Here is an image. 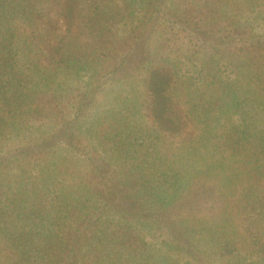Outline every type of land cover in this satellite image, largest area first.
I'll return each mask as SVG.
<instances>
[{
	"label": "trees",
	"instance_id": "16d2710c",
	"mask_svg": "<svg viewBox=\"0 0 264 264\" xmlns=\"http://www.w3.org/2000/svg\"><path fill=\"white\" fill-rule=\"evenodd\" d=\"M0 264H264V0H0Z\"/></svg>",
	"mask_w": 264,
	"mask_h": 264
}]
</instances>
